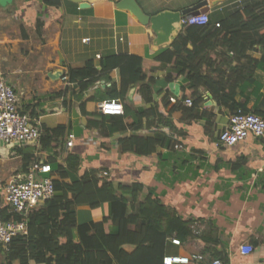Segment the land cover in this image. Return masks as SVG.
<instances>
[{"label": "crops", "instance_id": "crops-1", "mask_svg": "<svg viewBox=\"0 0 264 264\" xmlns=\"http://www.w3.org/2000/svg\"><path fill=\"white\" fill-rule=\"evenodd\" d=\"M121 1L59 0L51 5L46 0H12L5 6L0 4V76L14 87L21 111L42 130L67 127L54 148H43L40 141L10 148L0 146V210L8 208L10 214L2 188L11 179L23 177L42 162L51 164V175L58 177L55 169L65 165L67 156L73 153L80 157V174L97 169L115 185L140 183L144 190L139 201L153 191L163 205L189 221L192 232L183 238L176 234L169 237L165 255L204 252V264L214 255L224 257L225 264H264V138L251 136L234 146L220 145L218 135L228 125L231 110L219 106L216 96L205 87L200 88L202 100L196 107L185 104L183 93L189 78L156 60L170 45H155L151 25L142 23L129 8L121 7ZM135 1L152 16L163 10L180 11L201 0ZM238 1L227 0L214 7L223 11ZM214 7L207 13H212ZM250 34L247 56L242 57L227 45L215 46L220 40L214 39L212 46L216 48L205 52L213 61L204 73L214 80L239 78L236 100L250 111L261 113L263 47L254 41L259 32ZM186 47L195 48L192 41ZM114 54L143 57L146 80L154 79L151 95L142 93L144 82H139L120 101L133 110H155L161 122L157 116L138 132L127 129L111 133L108 127L89 126V116L82 110L101 113V104L109 100L108 88L121 83L120 69L112 70L110 79L98 80L83 94L77 83L64 77L71 68L89 60L100 68L101 59ZM158 131L171 135L180 146L158 148L149 156L123 151L122 138L135 133L148 137ZM71 134L74 144L69 147ZM109 211V204L99 208L79 205L77 220L79 224L101 222ZM141 223L139 220L137 227ZM116 225L117 220L111 218L104 227L110 232ZM174 238L181 243L174 244ZM244 244L253 245L254 251L241 254ZM124 248L133 251L135 246L127 244ZM7 251L0 248V264H10ZM11 264L21 262L15 259ZM29 264L40 263L30 260Z\"/></svg>", "mask_w": 264, "mask_h": 264}, {"label": "trees", "instance_id": "trees-1", "mask_svg": "<svg viewBox=\"0 0 264 264\" xmlns=\"http://www.w3.org/2000/svg\"><path fill=\"white\" fill-rule=\"evenodd\" d=\"M46 2L57 5L59 0ZM209 18V22L204 25L184 24L179 38L156 60L177 75L189 78L183 98H192V109L201 102L200 88L205 87L216 96L219 106L228 107L232 113L239 108L254 112L236 100L239 78L231 81L214 80L204 73L213 61L205 52L216 48L212 46L215 39L220 40L215 46L227 45L236 56H247L248 42L252 38L250 32L257 31L260 36L254 41L262 45L264 61V0H239L233 7L223 11H219L217 6ZM189 41L194 43V49H187ZM184 51H187V55H184ZM116 68L121 71V83L108 88L109 100L125 99L129 88L139 82H144L141 85L142 93L146 97L151 95L154 79L146 80L143 57L139 55H108L101 59L100 68L89 60L80 67L71 68L67 77L70 82L78 84L79 92L83 94L98 80L110 79V73ZM124 108L122 115L91 114L84 109L82 113L89 116V126L108 127L111 133L127 129L138 132L153 123L157 116L158 122L162 121L155 110H133L126 105ZM256 114L264 118V112ZM66 130L67 127L62 125L43 129L41 146L57 147ZM120 144L124 152L143 156L152 155L158 148L177 146L174 138L162 131L148 137L135 133L122 138ZM65 162V165H58L55 169L58 176L54 177L55 195L29 217L28 235L17 236L11 242L7 251L10 264L15 259L20 260L21 264H29L30 260L40 264H164L169 237L176 234L183 238L192 232L189 221L163 205L154 197L153 191H149L147 197L139 201L144 190L142 184L115 185L102 177L101 170L97 169L80 174V157L77 154H69ZM103 204H109L110 208L109 215L103 221L78 223L77 206L99 208ZM7 209L0 210L5 220L10 215ZM111 218L117 220V225L107 232L104 226ZM139 220L142 223L137 227ZM127 244L134 245V250L127 251L124 248ZM214 258H220L223 262L225 260L221 255H214Z\"/></svg>", "mask_w": 264, "mask_h": 264}, {"label": "built area", "instance_id": "built-area-1", "mask_svg": "<svg viewBox=\"0 0 264 264\" xmlns=\"http://www.w3.org/2000/svg\"><path fill=\"white\" fill-rule=\"evenodd\" d=\"M209 14H192L182 20L183 24L204 25L209 22ZM87 40V39H85ZM68 80V77L65 76ZM192 106V98L184 100ZM103 114L122 115L125 108L120 100H106L101 105ZM42 128L32 122L31 116L19 108V97L14 89L0 76V141L5 144L15 141H40ZM264 138V118L254 112H246L239 108L230 116L229 123L218 135V143L222 146H234L246 141L249 137ZM74 144V135L68 137L67 146ZM177 145L176 147H179ZM49 163L33 165L23 176L14 177L2 188L5 199L10 208V217L3 219L0 215V248L8 250L11 242L17 236H26L29 233V217L51 199L55 193L54 177ZM174 244H180L179 239H172ZM254 246L244 244L240 253L249 255ZM207 261L204 253L190 255H165L164 264H204ZM208 264H225L220 258H212Z\"/></svg>", "mask_w": 264, "mask_h": 264}, {"label": "water", "instance_id": "water-1", "mask_svg": "<svg viewBox=\"0 0 264 264\" xmlns=\"http://www.w3.org/2000/svg\"><path fill=\"white\" fill-rule=\"evenodd\" d=\"M227 0H201L196 5L186 7L180 11L163 10L155 15H147L135 0H122L119 5L121 7L129 8L138 19L144 24H150L152 31L155 33V45H171L176 37L183 30L182 20L192 14L206 13L211 7L216 6ZM12 0H0V4L5 6ZM102 105V104H101ZM100 112L102 113L101 107ZM27 143H34L29 141H15L8 144L0 141V146L5 148L14 147Z\"/></svg>", "mask_w": 264, "mask_h": 264}]
</instances>
